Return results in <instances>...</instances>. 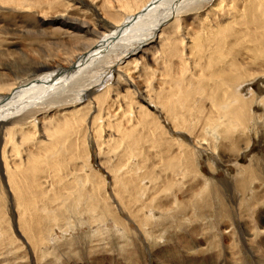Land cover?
I'll return each mask as SVG.
<instances>
[{
    "label": "bare ground",
    "instance_id": "obj_1",
    "mask_svg": "<svg viewBox=\"0 0 264 264\" xmlns=\"http://www.w3.org/2000/svg\"><path fill=\"white\" fill-rule=\"evenodd\" d=\"M98 1L103 3L102 6L106 9L105 16H108L112 21L108 33H103L102 27L97 22H88L86 16L74 13L76 0H36L37 6L26 4L23 0H0L3 4L16 5L19 12L32 13L40 27L49 25L48 27L52 28L51 34L56 37L52 40H56L58 45L63 46L66 53L69 52L72 42L79 45V54H77L78 51H74L65 56L63 63L67 65V68L31 80L22 77L13 83L12 88L7 90L11 94L3 100V103H1L2 100L0 101V129L5 130L7 128L5 125L12 121L20 122L22 125L34 123V126L23 127L36 128L35 119L29 120V117L32 118L35 113L57 109V113L62 119L52 125L51 133H54V141L61 142L64 151L65 149L72 151L71 138L74 137L77 130L76 125L81 130L82 124H88L89 119H92L96 131L103 127L99 126L100 120L97 119L99 114L92 118L94 113L92 105L95 102L91 99L92 90L100 82V79L94 78L95 74H93L91 83L83 85L84 79L95 73L97 67L106 65L113 58H119L127 66L142 68L143 72L145 61L159 59L172 63L173 70L177 68L178 80L191 82V79L185 74L193 71V66H195L199 69L201 77L195 80L193 93L180 94L181 96L176 102H170L169 106L164 104L161 109V112H165L166 120L174 130L178 128L191 134L194 132L192 145L195 148L193 149L192 146L190 150H186L184 145L168 136L167 128L161 126L159 122L157 128L160 129L161 135L169 138V140L165 138L166 144H168L163 152L170 154H166V158H168L164 167L165 174L169 173L170 176L164 178V175L161 174L163 168L157 169L156 165H148L147 162L152 163L149 153L145 149L139 148V141L133 139L125 147L123 146L119 154L114 155L113 162L110 160L107 167L104 165L106 173L112 176V192L124 208L130 211L131 217L137 220L139 226L143 230L145 229L144 233L149 238L154 237V231H151L154 228L151 226L157 225L156 227H158L159 224L153 222L156 220L154 213L156 207L160 212L158 219H172L174 223L180 224L184 220L186 223L187 221L191 223L192 218L197 221L201 220V216L207 218L209 183L202 180L197 165L194 166L191 159L196 155V150L205 145V148L212 150L213 155L235 167L237 171L235 188L245 197L251 192L249 185L259 177L256 176L257 172L253 168L254 162L250 158L251 144L254 142L252 135L258 137L259 132L264 131V114L258 116L252 113L251 104L254 103L253 107L264 110V97L258 96L257 98L255 93L251 94L249 91L252 84L245 85V79L251 75L247 71H239L243 63L239 64L238 57L242 55L236 53L235 56L233 55V61H227L225 55L227 50H234L235 44L250 38L252 42L249 53L251 58L250 62H246L247 68L248 70L250 68L258 70V73L253 72L255 76L250 78L253 82L257 79L261 80L264 86V0H93L95 3ZM34 7L39 9H34ZM0 10L8 12L3 8ZM191 26H195V29H191ZM150 46H156L152 57L146 53V49ZM74 55L76 56L70 60L69 58ZM48 69V65L37 61L29 72L36 75ZM119 72L122 71L119 70ZM173 89L176 88L173 87ZM129 90L130 84L120 77L118 84L105 88V94L110 95V99L104 108L100 109V115L105 110L109 114L113 108L120 112L113 124L119 133L122 131V123L118 121H128L127 113L132 108L134 109V103L130 101L129 92H127ZM168 94V99L176 97L173 92ZM130 95H134L131 90ZM134 97L133 99L143 100L136 95ZM206 101L210 103L209 109L205 108L203 104ZM67 108L71 110L65 112ZM136 110L149 117L141 105H137ZM83 114L84 116L81 117ZM116 116L117 114L114 115V117ZM142 122H145L146 127L152 129L153 126L149 124L148 120L144 118ZM204 129L210 131L209 139H203L206 144L198 140ZM24 130L20 128L21 140L30 142L29 135L25 134ZM8 133L10 136L13 135L11 130ZM125 134L126 132H121L119 140L114 142L116 147L123 144ZM99 138H102V134L99 135ZM171 140L176 141L179 150L176 154L171 152ZM4 142L6 143L3 145L2 161L6 159V151L10 150L9 153H11L17 150L16 145H12V140L4 139ZM220 146L224 151L220 150ZM239 159L246 160L248 164L241 167L238 163ZM22 161L23 159L20 158L19 164ZM85 167L82 165L83 172L79 175L82 189L74 185L76 184L74 182L73 185L67 184L66 194H64L67 200L63 201L60 210L42 209L45 215H33L35 216L34 221L25 232L31 240L29 242L37 250L33 255L36 257V261H42L44 257L51 255L54 249H57V247L52 249L56 235L54 225L57 228L65 226L66 223L68 230L76 227L74 225L71 228L70 223L76 212H86L93 224L104 225L110 221L118 227V233L121 236L124 233H130L123 222L118 221L115 212L110 208L109 196L103 188L99 187L100 185L93 179L94 175L89 174ZM4 169L8 177L11 171L17 173V170L9 169L8 166ZM30 172L36 175L37 170L30 168ZM95 177L100 176L96 175ZM7 181L10 193L14 192L16 198L20 200L18 206L27 213L36 214L37 206L41 201L38 195L36 194V200L21 201V196L24 198L23 193H16V187L12 185L10 178ZM31 181L34 182L33 186L41 198H49L50 194L46 190L47 184L44 185L38 177H33ZM101 181L103 182V180ZM194 181L202 183L193 186V183H196ZM173 188H177L178 192L187 194V196H183L184 198L179 201L176 198L177 192L175 193ZM183 188L186 191H183ZM160 193H166L163 199L160 198ZM33 194L32 191H29L26 200L30 199ZM243 200L245 199L243 198ZM249 201L252 205L254 202L256 203L255 199ZM215 202L218 207L215 214L218 215L213 216L216 218L226 210L222 199L219 198ZM248 207L250 206L248 205ZM223 216L219 217L223 218ZM20 217L19 223L21 226H25L27 224L24 222L25 216ZM221 218H218L217 222H222ZM226 219L229 222L227 216ZM51 222L53 225L50 227ZM203 226L206 231L212 229L211 225L204 224ZM251 227L250 236L252 237L248 240L249 242H252L257 235L264 234V220ZM2 232L4 231L2 230ZM202 234L205 237L208 236V234ZM192 236L190 241L194 239ZM216 237L213 233L210 240L215 241ZM259 240V245L264 247V239ZM232 244L237 246L236 240ZM191 245L192 247L184 245L186 252L195 249V246ZM9 246L12 250H16L13 245ZM262 247L260 249H263ZM4 248L5 246L1 251ZM213 248L215 247L213 246ZM260 249L254 251L252 247L248 248L249 252L251 250L256 252L253 256V258L256 256L254 264H264V253H260ZM218 253L221 255L220 250ZM236 254L239 255L234 251L229 255L231 263L228 262V264H244L241 259L236 257ZM220 255L216 254L218 258L214 264H226L219 262ZM9 264H23V262L13 261Z\"/></svg>",
    "mask_w": 264,
    "mask_h": 264
},
{
    "label": "rangeland",
    "instance_id": "obj_2",
    "mask_svg": "<svg viewBox=\"0 0 264 264\" xmlns=\"http://www.w3.org/2000/svg\"><path fill=\"white\" fill-rule=\"evenodd\" d=\"M23 1L26 4L37 6L36 0ZM75 3L76 8L74 13L86 16L88 22L100 24L103 33L110 31L108 28L111 26L110 22L112 21L108 16H105L106 9L102 6L103 3L101 1L95 3L93 0H76ZM0 8L8 10V12L0 10V101L2 100L1 103H3V100L11 94L7 90L12 88L13 83L17 82L19 78L24 77L27 80H31L38 76L67 68V65L63 63L65 56L74 51H78L77 54H79V45L72 42L69 52L66 53L63 46L58 45L56 40H52V38H56L51 34L52 28H49V25L40 27L38 22H36V17L33 18L32 13L28 11L19 12L16 5L11 3L3 4L0 2ZM34 9L39 8L34 7ZM191 29H195V26H191ZM251 47L252 42L250 38L243 40L239 44H235L233 51L227 50L225 57L227 61H233V55L235 56L236 53L241 54L242 56L238 57V59L239 64H243L239 71H247L251 75L250 77H253L255 76L253 72L258 73V70L252 68L248 70L247 68V63L250 62L249 59L251 58L249 54ZM155 48L156 46L148 47L146 53L152 57ZM76 55L69 59L72 60ZM37 61L48 65L49 69L32 75L29 70ZM174 64H176L175 61ZM144 66L145 68L142 72V68L127 66L119 58H113L106 65L97 67L95 73L90 74L89 78L84 79L83 85L85 86L91 83L93 74H95L94 78L100 79V82L92 90L93 95L91 99L95 101L92 105V112H94L92 118L94 115L99 114L97 117L100 120L99 126L102 125L103 127L96 131L92 119H89L88 124L83 123L81 130L76 125L77 130L74 137L71 138V142L73 143L72 151L71 149H65L64 151V148L61 147V142L54 141V133H51L52 130L50 128L52 125L62 119L59 113H57V109L35 113L32 118L28 116L29 120L35 119L36 128L23 127L27 125L34 126V123L22 125L20 122L12 121L5 125L7 126L5 130L0 129V262L5 261L1 264H9L13 261H22L23 264H214L216 258H218L216 254L220 255L218 250L221 252L219 262L228 264L231 257L229 255L235 251L239 253V255L236 254V257L241 259L242 263L254 264L256 260V256L253 258L256 254L254 251L262 247L259 245V239H264V234H261L255 235L256 237L253 238L252 242L248 241L252 237L250 236V233H252L250 231L251 226L264 220V131L259 132L258 137L252 135L254 142H250L252 143L250 158L254 162L253 168H255L258 174L256 176L261 177H258V180L249 185L251 192L246 194L245 197L235 188L237 185V171L235 167L226 164L225 161L213 155L212 150L205 148V145L196 150V155L191 159L194 166L197 165L199 173L203 178L202 180H206L210 187L207 193L209 201L207 218H202L201 216V220L197 221L192 218L191 223L189 221L186 223V220L180 222V224L174 223L172 219H158L160 212L156 207L154 212L156 220L153 222L159 224L158 227H156L157 225L151 226L154 228L151 231H154L153 236L155 238H149L144 233L145 229L143 230L139 226L137 220L131 217L130 211L126 210L116 195L113 194L111 185L112 176L106 173L104 165L107 167L108 161L110 162L111 160L113 162L114 155L119 154L123 146L125 147L133 139L139 141V148H143L149 153L152 163L149 164L147 162V164L150 166L156 165L155 168L157 169L163 168L161 169V174L164 175V178L170 176L169 173L165 174L164 172L168 158H166V154L168 153L163 151L168 143L166 144L165 141L167 137H163L160 129L157 128L159 122L161 126L167 128L168 136L184 145L186 150H190L192 146L193 149L195 148L192 145V134L194 132L191 134L178 128L174 130L172 125L167 122L165 112H161V109L164 104L165 106H169L170 102H176L180 98V94L193 93L195 80L201 77L199 69L193 66V71L185 74L186 77L191 79V82H182L178 80V75H176L177 68L173 70L172 63L153 59L145 61ZM119 70L122 72H119ZM205 75L207 76V74ZM120 77L130 84V90L134 92V95H130V90L127 91L129 92L130 101L134 103V109L132 108L127 113V119L130 122L126 120L118 121L122 123L121 132H126V134L123 138V144H119V147H116L114 142L119 140L121 132H117L113 124L118 115H120V112L113 108L109 114L105 110L100 115V109L104 108L106 102L110 99V95L105 94V88L118 84ZM250 77L245 79V85L252 84L249 89L251 94L255 93L257 98L258 96L264 97V86L262 85V81L257 79L258 75L255 82ZM173 87L176 89H173ZM170 92H173L176 97L168 99V93ZM135 95L141 97L143 100H139V98L133 99ZM203 104L205 108H210L209 102L206 101ZM253 104H251V112L258 116L263 115V108L253 107ZM137 105H141L143 111L149 114V117L138 112L136 110ZM68 110L71 109L67 108L65 112ZM115 114H117L116 117H114ZM128 115L131 116L129 117ZM83 116L84 114L81 115V117ZM144 118L153 126L152 129L146 127L145 122H142ZM20 128L25 129L24 133L29 135L30 142L27 140L28 144L25 140H21L22 134L20 133ZM9 130L12 131L13 135H9ZM202 131L198 140L206 144L203 139H209L210 131L208 129ZM100 134H102L101 139L99 138ZM4 139L8 141L12 140V145H16L17 150L11 153H9L10 150L6 151V159L2 161L3 145L6 143ZM167 139L169 140V138ZM107 141L111 142L107 144ZM171 141V152L176 154L179 151L176 141ZM220 150L224 151L223 147L220 146ZM20 158L23 159L21 164H19ZM238 163L241 167L248 164L244 159H239ZM82 165L86 166L85 168L89 174L94 175L93 179L109 196L108 204L110 208L115 212L118 221H122L130 233H124L121 236L118 233V227L110 221H107L104 225L93 224L90 222L86 212H76L75 217L70 221L71 228L74 225L76 226L75 228L68 230L66 223L65 226H58L57 228L54 225L56 235L52 249L57 247L58 250L54 249L51 255H47L42 261H36V257L33 255L37 250L29 242L30 238L25 231L30 227L36 215H45L42 209L55 211L61 209L63 201L67 200L64 196L67 184L74 182L76 183L74 185L82 189V183L79 181V175L83 172ZM7 166L9 169L17 170V173L11 171L8 177L4 169ZM30 168L37 170L36 175L30 172ZM96 175L101 178H96ZM33 177H38L44 185L47 184L46 190L50 194L49 198L44 197L43 199L40 197V194L37 193L33 186L34 182L31 181ZM8 178H10L12 185L16 187V193H23L24 198L21 196V201L36 200V194L38 195L41 200L39 203L43 204L37 206L38 211L36 214L27 213L22 210V207L18 206L20 200L16 198L14 192L10 193ZM194 182L196 183H193V186L202 183L200 181ZM173 189L175 193L177 192L176 198L179 201L184 198L183 196H187V194L178 192L177 188ZM29 191H32L34 194L30 199L26 200ZM183 191H186V189L183 188ZM253 192H255L254 196ZM165 194L160 193V198L163 199ZM219 198L222 199L226 210L222 211L223 213L219 215H224L223 218L219 216L215 218L213 216L218 215L215 214L218 209L215 201ZM243 198L247 201L243 200ZM251 199H255L256 203L254 202L252 205L249 201ZM244 202H248L247 205ZM20 216H25L24 222L27 223L25 226H21L19 223V220H21ZM218 218H221L223 221L217 222V220L219 221ZM204 224L211 225L212 229L206 231L204 229L205 226H203ZM51 225H53L52 222L50 227ZM151 227L149 228L152 229ZM202 233L208 234V236L205 237ZM213 233L217 236L215 241L210 240ZM190 235H193L192 237L194 238L191 241ZM235 240L237 246L232 244ZM190 243L195 246V249L186 252L184 245L192 247ZM9 245L16 247V250H12ZM4 246V250L1 251ZM249 247H252L254 251L251 250L249 252ZM262 248L260 249V253H264V247Z\"/></svg>",
    "mask_w": 264,
    "mask_h": 264
}]
</instances>
